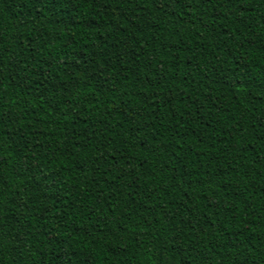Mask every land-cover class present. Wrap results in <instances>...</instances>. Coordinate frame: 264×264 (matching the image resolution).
Listing matches in <instances>:
<instances>
[{"label": "trees", "instance_id": "obj_1", "mask_svg": "<svg viewBox=\"0 0 264 264\" xmlns=\"http://www.w3.org/2000/svg\"><path fill=\"white\" fill-rule=\"evenodd\" d=\"M0 264H264V0H0Z\"/></svg>", "mask_w": 264, "mask_h": 264}]
</instances>
